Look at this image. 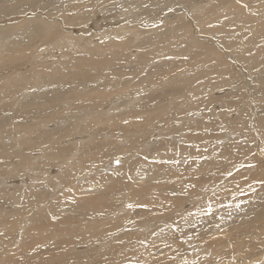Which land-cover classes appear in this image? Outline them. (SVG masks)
<instances>
[{"label": "rangeland", "instance_id": "374dc122", "mask_svg": "<svg viewBox=\"0 0 264 264\" xmlns=\"http://www.w3.org/2000/svg\"><path fill=\"white\" fill-rule=\"evenodd\" d=\"M70 1L72 5L74 3V8L67 7ZM139 1L142 0H58L57 8L61 4L64 5L61 6L64 9L55 12H60V20L47 18L50 22L56 21L53 23L57 32L54 34L53 43L60 41L58 34L61 28L59 25L65 24V21L66 24L92 22L93 26H97L96 21L102 17L100 15H104V11L106 13V10L112 7L117 15L122 16L123 13H132L135 9L134 7L129 8L132 5L130 3ZM197 2L204 8L198 9ZM38 3L45 4L47 0H40ZM79 3L83 4L79 6ZM176 3L178 4L177 0L172 1V4ZM178 6L183 9V12L173 14L163 11L162 13L167 16L160 17L155 26L157 29L149 33H140V28L133 33L130 32L133 30L130 28L132 30H129L124 37L120 33H118L120 37L117 35L116 37H103L102 32H105L109 26L105 30L104 28L99 29L98 27H102L100 25L95 30V34L99 33L97 35L93 34L94 29L89 34L88 32L82 33L84 37L86 35L87 37H82L84 40L82 39L79 43L81 45L73 46L71 49L73 51L67 50L62 44V48L59 46L57 49L49 50V46L46 50H39L40 56L45 57L44 59L28 61L32 57L27 50V55L19 54L18 61L10 63L7 60L0 61L2 70L11 67L0 71V94L3 95V91L7 94L8 86L11 88L15 85L17 89H14L15 93L20 90L19 94L12 98L13 92L10 96L7 94L9 97L6 99H0V122H6L5 127L3 123H0L3 126L0 127V144L9 147L14 145L15 149H12L14 153L20 148L18 154H12L11 158L5 159L7 161L9 159V163L7 161V163L2 161L4 164L0 163L2 165L0 166L2 167L0 169V264H264V157H261V152H264V0H187L185 3L179 2ZM46 10H42L43 15H46ZM35 13L38 14V12ZM89 13L90 16H88ZM96 14L98 18H93ZM27 16L28 18L35 17V14ZM138 18L127 14L126 20L133 23L130 25L127 23V26L141 27L140 24L136 25ZM145 26L142 25L141 29H151L150 26H146L147 28ZM111 29H108L106 33L111 32ZM82 34L76 32L72 35L69 33L68 36L74 39V37L81 38ZM20 35L19 41L24 39L19 45L22 48L29 39L27 35L25 38V35ZM117 37L122 41L128 38L127 49H117L118 47L114 44ZM145 43H147L146 49H143ZM148 43H153V45L148 47ZM111 44H114L117 51L114 47L111 48L113 46ZM95 45L97 47H94ZM105 45L110 46L111 49L107 50ZM47 49L49 53L44 52ZM145 51H147L146 54ZM77 57L80 59L83 57L81 60L84 61L78 60ZM117 57L119 61L116 60ZM108 59L111 60L110 64L107 63ZM20 60L23 61L19 63ZM62 60H68L66 63L71 60L72 62L66 64ZM113 61L114 63L111 64ZM235 62L238 64L236 63L237 67L234 68L233 63ZM13 63L18 64L13 67ZM107 65L110 66L109 69ZM45 68L48 69L46 72L49 74L46 73L44 78L41 76L42 79L39 74H43ZM141 73L144 75H140ZM165 73L168 74L163 75ZM141 76H143L142 79H140ZM254 76L259 79L256 80ZM31 78L41 79L44 84L39 80L38 88H35V91L31 89L29 96H34L35 99H31L33 102L26 106L24 102L28 90L23 91L22 88L30 82H32L31 86L36 83ZM72 81L78 84L74 82L72 84ZM22 82L25 83L22 84ZM55 82H59L57 83L59 88L54 86ZM18 85L22 88H18ZM62 87L64 88L61 89ZM251 99L254 100V104H251ZM10 100H15V104L11 106L13 107L12 112L9 109ZM200 126L206 129L205 132L196 130L202 129ZM152 130L159 135L149 137L148 135L153 133ZM99 131L102 134L95 135ZM3 133L9 134L6 136ZM66 133L69 134L66 135ZM72 133L73 137H71ZM62 134H65L66 138H63ZM167 134L172 136L169 141L172 145L165 141ZM191 135L198 136L199 139L191 140ZM146 144L151 149L141 156L140 151ZM72 145L75 146L74 149ZM207 145L209 151L206 150ZM65 147L68 148L65 150ZM59 148H62V151ZM79 148H81V151L79 150L81 155L77 152ZM55 149L58 153L54 155ZM163 149L169 156L162 153ZM25 150L28 152L26 153ZM227 152L232 154H226ZM67 153L71 155L68 156ZM179 153L182 155H177ZM201 153L207 154L202 166L204 168L201 174L202 180H197L199 177L196 175L197 179L194 183L198 184L190 190L186 189L187 193L181 195V201L174 202L173 205L161 202L160 209L158 206L154 207L159 210H155L157 213L153 216L148 214L150 211L145 198L157 194L155 187L151 188L149 185L162 180L150 176L151 173L142 175L140 178V184H143L140 187H150L145 195L141 193L144 188L140 189V199H138L139 193L136 195L137 191L134 190L138 187L136 182L139 180L136 178L140 177L135 172V168L132 170L131 178L124 176L126 184L123 187L125 189L121 188L124 189V193L119 192L120 188L111 186L115 190H113L115 192L113 196L116 195V201L113 202L115 200L112 199L113 196L109 200L115 206L112 207L111 204L112 206L106 210L101 201L107 204L108 199L103 201L105 200L103 196H94L97 192L89 193L86 190L87 188L90 190L96 180L100 183L102 177L112 176L113 171L109 168L104 171L100 167L106 161L105 164L108 166L109 159L117 154L128 155L127 157L117 156L118 160H121L120 164L125 160L138 168L141 163L150 167L182 166L184 171L187 168L190 172L191 164L198 163L197 160ZM16 154L15 158L13 155ZM65 155L68 158H65ZM60 156H64L65 159L62 157V160ZM218 157L219 160H217ZM60 160L64 163L60 164ZM39 162L42 163L37 165ZM72 162L75 164L72 166L77 168L75 173L68 168ZM212 162L216 163L214 167H212ZM111 163H114L113 160ZM32 164L37 167L27 173L33 176V181L30 180L29 183L22 185L14 184L15 186L9 185L10 181L2 182V178L7 180L12 177H22L21 175L25 173V170L23 171L25 165L28 169L30 165L33 166ZM4 166L8 168L15 166V168L13 171H10L11 169L8 171V168ZM111 166L114 167V165ZM96 168L98 169L95 170ZM36 169H43L47 174V176L45 174L46 178L41 180L42 178L38 175L42 172ZM125 170L122 168L119 175ZM215 173L217 175L221 173L223 176H217ZM180 177L178 176V179ZM86 180L95 182L91 181L86 185ZM112 180L106 179L102 183L104 186L105 184L110 185ZM163 182L177 189L173 178L163 180ZM9 186L15 189H10ZM25 186L28 188L26 189ZM29 186L33 194L28 192ZM161 187L167 189L165 185ZM204 187H206L204 190L199 189ZM83 189L87 192L82 193ZM157 189L161 194L163 189L159 186ZM16 191L17 193H14ZM6 197L11 199L8 200L9 198ZM129 198L133 201L130 202L131 206L123 209L126 205L124 203L128 202ZM89 202H95L91 209L87 208ZM51 204H53V209L52 207L47 208L38 213V210L51 206ZM177 209L180 210L177 211ZM123 212L125 214L121 216ZM182 219L186 222L184 223ZM114 220L118 224L116 227ZM106 221L112 222L113 227L107 225ZM146 223L151 225L146 227L148 225ZM35 225L37 227H34ZM219 236L221 237L219 241L224 244L222 249L220 243L215 244L212 241L213 238Z\"/></svg>", "mask_w": 264, "mask_h": 264}, {"label": "bare ground", "instance_id": "6f19581e", "mask_svg": "<svg viewBox=\"0 0 264 264\" xmlns=\"http://www.w3.org/2000/svg\"><path fill=\"white\" fill-rule=\"evenodd\" d=\"M38 1H40V0H0V59H3V60H0L1 62L2 61H6L7 60V62L8 63H10V62H15V61H18L19 60V54H23V55H27V52H28V54L32 57L31 59H26V60H28V61H30V60H36V59H44L45 57H43V56H40L41 55V53L40 52H38L39 50H43V49H45L46 50V48L48 47L49 48V46H50V48H49V50L51 49V50H54V49H57V48H59V46L61 47V46H63L62 44H64L65 46L64 47H66L67 48V50H71V49H73V46L75 47V46H80L79 45V43H81V40L83 39L82 37H84V35L82 34V33H84V32H88V34L90 33V31H92V29H94V32H93V34H95V30L97 29V27L98 26H100V25H102V27H98L99 29L100 28H106L107 26H109V28H107V30L108 29H111V28H113V30L111 29V32H107L106 33V31L104 32H102V33H104V34H102V36L103 37H110V36H113V37H116V35L117 36H119L120 37V34H122L121 36L122 37H124V36H126L125 34H127V33H129V30H132V31H130V32H133V31H136V30H139L138 28H140V33H149L150 31H152V30H156L157 28H155V26H156V24H158V21L160 20V17H162V16H167V14H163L162 12L164 11L165 13H170V12H172L173 14H177V13H180L183 9H181V8H179L180 6H178L179 5V2H183V3H185L187 0H177L178 1V4L176 3V4H172V1L173 0H161V1H156V0H142V1H139V2H133V3H130V4H132V5H130L129 6V8H132V7H134L135 9H133L132 10V13L131 12H128L127 14L129 15V14H131V15H134V16H136V18H138V17H140V18H138V21L136 22L137 24L136 25H139L140 24V26L142 27V25L144 26V25H146V26H150L149 28H151V29H146V30H142L141 29V27H129V26H127V23H129V21H127L126 20V18H127V14L126 13H123V15L122 16H120V15H117L116 14V12H114V10L112 9V7H111V9H109V10H106V13H105V11H104V15H100V16H102L100 19H99V21H96V23L98 22V24H97V26H93V24H91L92 22H87V24L85 23V24H75L74 22L71 24H66V21H65V24L63 23V24H61V25H59V27L61 28L60 29V33L58 34V37L60 38V41L57 43H53V41H54V34L55 33H57L56 32V29L53 27V23H55L54 21L52 22H50V21H48L47 20V18L48 19H59L60 20V16H59V14H60V12H58V13H55V12H57V10L59 11L60 9H64V7H62L61 8V6H64V5H62L61 4V6L59 5V7L57 8L56 7V5H57V2H58V0L56 1V0H47V3H45V4H39L38 3ZM41 1H43V0H41ZM105 1V0H104ZM136 1V0H135ZM194 1V0H193ZM196 1H203V0H196ZM61 2V1H60ZM103 2V1H102ZM114 2V1H113ZM116 2V1H115ZM119 2H121V1H119ZM154 2V3H153ZM83 3H84V1H83ZM82 3V4H83ZM59 4V3H58ZM80 4L81 3H79L78 5L80 6ZM81 4V5H82ZM87 4H88V2H87ZM114 4V3H113ZM198 2L196 3V7L198 8V9H202V8H204V7H202L200 4H198ZM78 5H76V6H78ZM116 5V4H115ZM200 5V6H199ZM49 6V7H48ZM66 6V5H65ZM113 6V5H112ZM122 6V5H121ZM127 6V5H126ZM47 7V8H46ZM67 7H69V8H74V3H73V5H72V3H71V1H70V4L67 6ZM116 7V6H115ZM128 7V6H127ZM75 8H78V7H75ZM122 8V7H121ZM121 8H119V9H121ZM46 9H48V10H46ZM68 9V8H67ZM79 9V8H78ZM115 9V8H114ZM42 10H46L45 11V13H46V15H43V13L42 12H44V11H42ZM74 10H76V9H74ZM130 10V9H129ZM35 12H38V14H36ZM71 12V11H70ZM95 12V11H94ZM108 12V13H107ZM118 12H120V11H118ZM183 12V11H182ZM44 13V14H45ZM84 13V12H83ZM34 15L35 14V17H30V18H28V16L27 15ZM82 14V13H81ZM99 14V13H98ZM98 14H96L95 16L93 15V18H95V17H97L98 16ZM145 14H147L146 15V17H145ZM172 14V15H173ZM88 15V14H87ZM22 16H26V17H22ZM77 16V15H76ZM86 16V15H85ZM88 16H90V13H89V15ZM92 16V15H91ZM170 16V15H169ZM57 17V18H56ZM133 17V16H132ZM91 17H89V19H90ZM98 18V17H97ZM42 19H44V20H42ZM140 19V20H139ZM167 19V18H166ZM165 19V20H166ZM169 19V18H168ZM47 20V21H46ZM62 20V19H61ZM63 21H64V19H63ZM62 21V22H63ZM77 21V20H76ZM91 21V20H90ZM168 22V21H167ZM4 23V24H3ZM57 24V23H56ZM89 24H90V26H89ZM130 24H133V23H129V25ZM135 24V23H134ZM118 25H119V27H118ZM18 26H19V28H18ZM117 27V28H116ZM57 28H58V26H57ZM65 28V29H64ZM130 28H132V29H130ZM48 30V31H47ZM59 30V29H58ZM50 31V32H49ZM66 31V34H64V32ZM98 31V30H97ZM110 31V30H109ZM169 31V30H168ZM76 32H78V33H80V34H82L81 35V38L80 37H78V38H76V37H74V39H71V38H69L70 36H68V34L69 33H71V35L72 34H75ZM101 33V32H100ZM118 33H120V34H118ZM134 33V32H133ZM20 34H22V35H25L24 36V38L26 37V35L28 36V39L29 40H27L28 42L22 47V48H20V43L21 42H23L24 41V39L23 40H21V41H19V39L21 38L20 36ZM97 34H99V33H97ZM97 34H95V35H97ZM109 34V36H106V35H108ZM77 35V34H76ZM91 35V34H90ZM115 35V36H114ZM150 35V34H149ZM57 36V35H56ZM75 36V35H74ZM77 36H79V35H77ZM131 37L132 36H135V35H130ZM86 37H87V35H86ZM86 37H84V38H86ZM128 37V36H127ZM94 38V37H93ZM128 38H130V37H128ZM128 38H126V40H120L118 37H117V39H116V41H115V45H116V47H118L117 49H119V48H121V49H127L128 48ZM162 38V37H161ZM198 38H200V37H198ZM207 38H211V37H208L207 36ZM58 39V38H57ZM95 39H97L96 37H95ZM109 39V38H108ZM125 39V38H124ZM156 39H158V38H156ZM155 39V40H156ZM204 39H206V38H204ZM212 39V38H211ZM210 39V40H211ZM84 40V39H83ZM89 40H90V38H89ZM132 40H134V39H132ZM155 40H153V41H155ZM18 41V42H17ZM86 41V40H85ZM92 41V40H91ZM160 41V40H159ZM202 41H203V39H202ZM211 41H213V40H211ZM215 41V40H214ZM67 42H68V46H67ZM157 42V41H156ZM217 42V41H216ZM7 43V44H6ZM6 44V45H5ZM16 44V45H15ZM23 44V43H22ZM22 44H21V46H22ZM106 44V43H105ZM110 44V43H109ZM108 44V45H109ZM114 44H111V45H113V46H111V48H113L114 47V49L116 48L115 46H114ZM146 44L147 43H145V48H143V49H146ZM149 44V43H148ZM3 45H5V47L2 49V47H3ZM18 45V46H17ZM98 45V44H97ZM107 45V44H106ZM105 45V46H106ZM151 45H153V43H151V44H149L148 45V47L149 46H151ZM99 46V45H98ZM133 46V45H132ZM140 46H142V45H140ZM143 46V47H144ZM154 46H155V44H154ZM169 46V45H168ZM63 47V48H64ZM72 47V48H71ZM89 47V46H88ZM94 47H97L96 45L94 46ZM107 47V50H108V48L109 49H111L110 48V46H106ZM106 47H105V49H106ZM62 48V47H61ZM92 48V47H91ZM90 48V51L92 50ZM132 48V47H131ZM167 48V47H166ZM165 48V49H166ZM84 49H85V46H84ZM94 49V48H93ZM117 49H115L116 51H117ZM120 49V50H121ZM151 49V48H150ZM13 50H15V52H13ZM28 50V51H27ZM59 50V49H58ZM57 50V51H58ZM62 50V49H61ZM87 50V49H86ZM85 50V53L87 52ZM95 50V49H94ZM226 50V49H225ZM27 51V52H26ZM71 51H73V50H71ZM81 51V50H80ZM111 50H109V52H110ZM112 51H113V49H112ZM111 51V52H112ZM115 51V52H116ZM148 51V50H147ZM147 51H145V54H146V52ZM164 51H166V50H164ZM44 52H48V49H47V51H44ZM59 52H60V50H59ZM69 52V51H68ZM95 52V51H94ZM115 52H114V55H115ZM118 52H121V51H119L118 50ZM124 52H125V50H124ZM149 52H150V50H149ZM222 52V51H221ZM49 53V52H48ZM61 53H63V52H61ZM82 53H84V52H82ZM96 53V52H95ZM113 53V52H112ZM122 53V52H121ZM120 53V54H121ZM225 53V52H224ZM97 54V53H96ZM119 54V55H120ZM223 54V53H222ZM45 55V54H44ZM49 55V54H48ZM47 55V56H48ZM55 55V54H54ZM64 55V54H63ZM89 55V54H88ZM140 55H141V53H140ZM143 55V54H142ZM226 55V54H225ZM57 56V55H56ZM116 56H117V54H116ZM120 56H122V54L120 55ZM134 56V55H133ZM223 56V58H224V55H222ZM70 57V56H69ZM80 57V56H79ZM84 57V56H83ZM82 57V58H83ZM137 57V56H136ZM186 57H189V56H186ZM50 58V57H49ZM78 58V57H77ZM81 58V59H82ZM85 58V57H84ZM111 58H113V57H111ZM115 58V57H114ZM21 59V58H20ZM70 59V58H69ZM80 58H78V60H79ZM80 59V60H81ZM118 59V57L116 58V60ZM232 59V58H231ZM92 60V59H91ZM98 60V59H97ZM106 60V59H105ZM115 60V59H114ZM115 60V61H116ZM120 59H118V61H119ZM221 60V59H220ZM219 60V61H220ZM223 60V59H222ZM21 61H23V60H20L19 61V63L21 62ZM63 61V60H62ZM68 61V60H67ZM67 61H63L64 63H66ZM81 61H84V60H81ZM111 61V60H110ZM110 61H109V59H108V62L107 61H105V63L107 62L108 64H110ZM177 61V60H176ZM70 62V61H69ZM68 62V63H69ZM71 62H72V60H71ZM71 62H70V64H71ZM233 62H234V60H233ZM29 64H30V62H28ZM63 63V64H64ZM68 63H66V64H68ZM76 63H77V60H76ZM104 63V64H105ZM106 63V64H107ZM112 63H114V61L113 62H111V64ZM150 63V62H149ZM237 62H235V63H233V67L235 68V67H237V64H236ZM5 64H7V63H5ZM14 64V63H13ZM12 64V65H13ZM16 64H18V63H16ZM16 64H14L13 65V67L14 66H16ZM22 64V63H21ZM52 64V63H51ZM79 64V63H78ZM90 64V63H89ZM234 64H236L235 66H234ZM24 65V64H23ZM28 65V64H27ZM82 65H83V63H82ZM82 65H81V67H82ZM240 65V64H239ZM18 66V65H17ZM29 66V65H28ZM44 66V65H43ZM145 66V65H144ZM178 66V65H177ZM3 67V66H2ZM25 67V66H24ZM61 67V66H60ZM59 67V68H60ZM64 67V66H63ZM85 67V66H84ZM107 67H108V65H107ZM110 67V66H109ZM109 67H108V69H109ZM8 68V67H7ZM7 68H5V69H7ZM11 68V67H10ZM10 68H8V69H10ZM19 68H22V67H19ZM47 68V67H46ZM45 68V69H46ZM56 69H58V67H55ZM65 68H69V67H65ZM65 68H63V69H65ZM89 68V67H88ZM145 68V67H144ZM242 68V67H241ZM5 69H3V70H5ZM17 69H18V67H17ZM130 69V68H129ZM154 69V68H153ZM2 70V68H0V71H3ZM21 70V69H20ZM24 70H26V69H24ZM48 69H46V70H44V73L43 74H39L40 75V77L42 76H44V75H46V71H47ZM59 70H61V69H59ZM58 70V71H59ZM89 70V69H88ZM237 70H240V69H237ZM242 70V69H241ZM8 71V70H7ZM130 71V70H129ZM153 71V70H152ZM244 71V70H243ZM6 72V71H5ZM14 71H12V73H13ZM29 72V71H28ZM27 72V73H28ZM39 72V71H38ZM62 72V71H61ZM91 72V71H90ZM169 72V71H168ZM242 72V71H241ZM7 73V72H6ZM5 73V74H6ZM25 73H26V71H25ZM58 73V72H57ZM143 73V72H142ZM140 74V75H144V74ZM161 73V72H160ZM239 73H240V71H239ZM9 74V73H8ZM15 74V73H14ZM49 74V72L47 73V75ZM158 74V73H157ZM166 74H168V73H165V74H163V75H166ZM253 74V73H252ZM1 75V74H0ZM21 75V74H20ZM27 75V74H26ZM58 75H59V73H58ZM15 76V75H14ZM25 76V75H24ZM29 76V75H28ZM60 76V75H59ZM76 77V75H73V77ZM78 76V75H77ZM114 76V75H113ZM258 76V75H257ZM8 77V76H7ZM18 77H21V76H18ZM41 77V78H42ZM45 77V76H44ZM43 77V78H44ZM115 77V76H114ZM142 77L143 76H141L140 77V79H142ZM146 77V76H145ZM161 77V76H160ZM164 77V76H163ZM252 77V76H251ZM254 77H256V76H254ZM253 77V78H254ZM32 78H33V75H32ZM31 78V79H32ZM42 78V79H43ZM59 78V77H58ZM261 78V77H260ZM264 78V77H263ZM16 79V78H15ZM14 79V80H15ZM28 79H30V78H28ZM38 79V78H37ZM46 79V78H45ZM74 79V78H73ZM75 79H77V78H75ZM259 78L258 77H256V80H258ZM17 80H18V78H17ZM33 80V79H32ZM39 80H41V79H39ZM39 80H33L34 82H36L35 84H33L32 86H31V84H32V82H30V83H28V84H25V86L26 87H24V88H22V86L21 87H19L20 85H22V84H24L25 82H22V84H20V85H18L17 87L18 88H22V90L24 91V90H28V92H27V94L25 95V99H26V101L24 102V104L27 106V105H30L33 101V99H35V97L34 96H29V93H31V89H34V91H35V88H38L37 86L39 85ZM54 80V79H53ZM87 80V79H86ZM102 80V79H101ZM31 81V80H30ZM38 81V82H37ZM41 81H43V80H41ZM48 81V80H47ZM46 81V82H47ZM50 81V80H49ZM48 81V82H49ZM74 81H76V80H74ZM74 81H72V84H73V82ZM246 81V83H249V81L248 80H245ZM264 81V80H263ZM14 82V81H13ZM33 82V83H34ZM45 82V83H46ZM80 82V81H79ZM120 82V81H119ZM257 82V81H256ZM259 82V81H258ZM51 83V82H50ZM56 83V82H55ZM58 84H59V82H57ZM57 83H56V85L54 84V83H52V84H54V86H56V87H58L59 88V86H57ZM75 83V82H74ZM81 83V82H80ZM109 83V82H108ZM108 83H106V84H108ZM148 83V82H147ZM259 83H261V82H259ZM43 84H44V81H43ZM43 84H42V86H43ZM48 84V83H47ZM63 84V83H62ZM76 84V83H75ZM78 84V83H77ZM76 84V85H77ZM142 84V83H141ZM154 84V83H153ZM262 84V83H261ZM41 86V85H40ZM64 86V85H63ZM71 86V85H70ZM75 86V85H74ZM7 87V86H6ZM5 87V88H6ZM10 86H8V88H6V91H7V94L10 96L11 95V93L13 92V94H12V96H11V98L12 97H14L15 95H17V94H19V92H20V90L17 92L16 91V93L14 92L15 90H17V89H15V85L14 86H12V87H14V88H9ZM52 87V86H51ZM56 87H53V88H56ZM65 87V86H64ZM64 87H62L61 89H63ZM67 87V86H66ZM65 87V88H66ZM57 88V89H58ZM72 88V87H71ZM15 89V90H14ZM69 89V88H68ZM4 90V89H3ZM21 90V91H22ZM22 91V92H23ZM60 91V90H59ZM67 91V90H66ZM72 91V90H71ZM1 92V91H0ZM4 92V91H3ZM2 92V94L4 95H1L0 94V99H2V98H5L6 99V97H9L7 94H6V92H4L3 93ZM21 92V93H22ZM99 92V91H98ZM73 93V92H72ZM43 94V93H42ZM60 94H61V92H60ZM64 94V93H63ZM100 94V93H99ZM96 95H97V93H96ZM102 95V94H101ZM100 95V96H101ZM40 96V95H39ZM43 96V95H42ZM99 96V97H100ZM232 96H234V95H232ZM28 97V98H27ZM51 97V96H50ZM49 97V98H50ZM55 96H53V98H54ZM58 97V96H57ZM102 97H104L103 95H102ZM162 97V96H161ZM160 97V98H161ZM101 98V97H100ZM106 98V97H105ZM32 99V100H31ZM52 99V98H51ZM55 99V98H54ZM59 99H61V98H59ZM229 99H231V98H229ZM36 100H37V97H36ZM94 100V99H93ZM96 100V99H95ZM2 101V100H1ZM31 101V102H30ZM56 101V100H55ZM151 101V100H150ZM153 101V100H152ZM155 101H156V99H155ZM93 102V101H92ZM10 107H9V109L11 110V112L13 111V107H11L12 106V104H15V100H10ZM94 103V102H93ZM40 104V103H39ZM247 104H248V101H247ZM251 104H254V100L253 99H251ZM52 105V104H51ZM34 107H36V106H34ZM40 107H42V106H40ZM1 108V107H0ZM8 108V107H7ZM24 109V108H23ZM37 109V108H36ZM35 109V110H36ZM40 109V108H39ZM38 109V110H39ZM42 109V108H41ZM6 110H8V109H6ZM21 110H22V108H21ZM232 110H233V108H232ZM14 111H16V110H14ZM20 111V110H19ZM26 111V110H25ZM43 111V110H42ZM229 111V110H228ZM3 112V111H2ZM10 112V113H11ZM30 112V111H29ZM37 112H40V111H37ZM44 112V111H43ZM230 112V111H229ZM16 113V112H15ZM232 113V112H231ZM45 114V113H44ZM49 114V113H48ZM59 118V117H58ZM4 119H6V118H4ZM3 119V120H4ZM16 119V118H15ZM49 119H51V118H49ZM7 120V119H6ZM6 120H4V121H6ZM57 120V119H56ZM186 120V119H185ZM53 121V120H52ZM235 121V120H234ZM188 122H190V121H188ZM188 122H187V124H188ZM0 123H3V125L6 123V122H0ZM256 123V122H255ZM95 124V123H94ZM210 124V123H209ZM17 125V124H16ZM69 126L68 127H70V124H68ZM72 125H73V122H72ZM190 125V124H189ZM18 126V125H17ZM0 127H3V126H1L0 125ZM4 127H5V125H4ZM13 127H15V126H13ZM37 127V126H36ZM67 127V126H66ZM68 127H67V129H68ZM84 127V126H83ZM201 127V126H200ZM11 128V127H10ZM73 128V127H72ZM92 128V127H91ZM192 129H193V127H191ZM202 129H196V130H206V129H204L203 127H201ZM32 129V128H31ZM36 129V128H35ZM66 129V128H65ZM70 129H71V127H70ZM87 129V128H86ZM241 129V128H240ZM1 130V129H0ZM4 130V129H3ZM2 130V131H3ZM41 130H43V129H41ZM83 130V129H82ZM92 130V129H91ZM90 130V131H91ZM195 130V129H194ZM239 130V129H238ZM8 131V130H7ZM37 131V130H36ZM38 131H40V130H38ZM65 131V130H64ZM71 131H72V129H71ZM77 131H79V130H77ZM81 131V130H80ZM85 131V130H84ZM84 131H82L83 133H84ZM93 131V130H92ZM153 131V130H152ZM219 131V130H218ZM51 132V131H50ZM63 132V131H62ZM69 132V131H68ZM82 132H80V133H82ZM85 132H87V131H85ZM97 132V131H96ZM151 132V131H150ZM197 132H199V131H197ZM205 132V131H204ZM214 132V131H213ZM75 133V132H74ZM78 133V132H77ZM79 133V134H80ZM90 133V132H89ZM92 133V132H91ZM90 133V134H91ZM95 133V132H94ZM241 133V132H240ZM4 134V133H3ZM9 133H7V135H8ZM41 134V133H40ZM40 134H38V135H40ZM45 133H43V135H44ZM50 134V133H49ZM61 134V133H60ZM69 134V133H68ZM67 133H66V135H68ZM93 134V133H92ZM96 134H98V136L99 135H101L102 133H101V131H99V133H95V135ZM151 134V135H150ZM148 136L149 137H151V136H154V135H159L156 131H153V133H150ZM170 134V133H169ZM213 134V133H212ZM4 135H6V134H4ZM6 135V136H7ZM71 135V134H70ZM70 135L68 136V137H70ZM73 133H72V135H71V137H73ZM76 135V134H75ZM82 135V134H81ZM86 135V134H85ZM202 135H203V133H202ZM31 136V135H30ZM41 136V135H40ZM44 136H46V135H44ZM43 136V137H44ZM62 136H63V138H66V137H64L65 136V134H62ZM94 136V135H93ZM148 136L146 137V138H148ZM77 138H78V136H76ZM162 137V136H161ZM3 138V137H2ZM1 138V139H2ZM24 138V137H23ZM41 138V137H40ZM49 138V137H48ZM58 138V137H57ZM63 138H61V140L63 141ZM94 138V137H93ZM96 138V137H95ZM160 138V137H159ZM162 138H164V137H162ZM172 138V136H169L168 134H167V136H166V143L168 142V144H171L169 141H170V139ZM192 138V139H191ZM191 138H189V140L191 139V140H198L199 139V137L198 136H193V135H191ZM150 139V138H149ZM10 140V139H9ZM12 140H14V139H12ZM42 140V142H43V139H41ZM54 140V139H53ZM52 140V141H53ZM57 140V139H56ZM56 140H54V141H56ZM65 140V139H64ZM97 140V139H96ZM156 140H158V138H156ZM161 140V139H160ZM164 140V139H163ZM7 141V140H6ZM49 141V140H48ZM47 141V142H48ZM152 141V140H151ZM155 141V140H154ZM10 142V141H9ZM17 142V141H16ZM47 142H45V143H47ZM92 142V141H91ZM91 142H88V143H90L91 144ZM96 142V141H95ZM132 141H130V143H131ZM148 142H150V141H148ZM147 142V143H148ZM11 143H12V141H11ZM30 143V142H29ZM44 143V142H43ZM53 143H55V142H53ZM85 143V142H84ZM87 143V142H86ZM154 143V142H153ZM159 143V142H158ZM242 143V142H241ZM4 144V143H3ZM6 144V143H5ZM18 144H19V142H18ZM60 144V143H59ZM209 144V143H208ZM235 144V143H234ZM261 144V143H260ZM1 145V144H0ZM29 145V144H28ZM27 145V146H28ZM35 145V144H34ZM37 145V144H36ZM52 145V144H51ZM50 145V146H51ZM55 145V144H54ZM86 145H89V144H86ZM155 145V144H154ZM172 145V144H171ZM188 145V144H187ZM210 145V144H209ZM233 145V144H232ZM237 145H238V143H237ZM14 145H11L10 147L9 146H5V145H1V147H0V163H2V161H7V160H5L6 158H8V157H10L11 158V155L12 154H15V153H17L18 154V150L20 149H17V152H16V150H15V153H14V150H12V149H15L14 147H13ZM38 147H41V146H39V145H37ZM36 146V147H37ZM45 146V145H44ZM69 146H70V144H69ZM156 146V145H155ZM18 147V146H17ZM20 147V146H19ZM32 148H34L35 149V147L34 146H31ZM73 147H75V146H73L72 145V148ZM89 147H91V146H89ZM97 147H100V145L98 146L97 145ZM148 147V148H147ZM186 147V146H185ZM233 147V146H232ZM235 147V146H234ZM27 148V147H26ZM44 148V147H43ZM51 148V147H50ZM56 148V147H55ZM68 148V147H67ZM66 147H65V150L67 149ZM70 148V147H69ZM72 148H70V150L72 151ZM77 148V147H76ZM92 148H93V145H92ZM144 149L143 150H141L140 151V153H141V156H142V154L144 153V152H147L149 149H151L150 148V146H148L147 144L146 145H144V147H143ZM153 148V147H152ZM204 148H205V145H204ZM231 148V147H230ZM247 148V147H246ZM29 149H31V148H29ZM29 149H27V150H29ZM34 149H32V150H34ZM38 149V148H37ZM49 149V148H48ZM60 149V148H59ZM64 149V148H63ZM74 149V148H73ZM81 148H79L78 149V153L80 154L81 152V150H80ZM96 149V148H95ZM50 150V149H49ZM53 150V149H52ZM56 150V149H55ZM80 150V151H79ZM105 150V149H104ZM123 151H124V149H122ZM206 150H208L209 151V148H208V145H207V149ZM231 150V149H230ZM21 151V150H20ZM31 151V150H30ZM29 151V152H30ZM59 151V150H58ZM60 151H62V148L60 149ZM59 151V152H60ZM232 151V150H231ZM261 151V150H260ZM263 151V150H262ZM22 152V151H21ZM21 152H19V153H21ZM25 152H26V150H25ZM28 152V151H27ZM26 152V153H27ZM57 152V150L54 152V155H55V153ZM67 152V151H66ZM100 152H102V151H100ZM132 152H133V150H132ZM248 152V151H247ZM32 153H34V152H32ZM58 153V152H57ZM64 153V152H63ZM139 153V154H140ZM162 153L163 154H165L166 156H169V154L167 153V151L165 150V149H163L162 150ZM229 153V155H231L232 153H230V152H227L226 154H228ZM251 153V152H250ZM17 154L16 155H13V156H15V158H16V156H17ZM36 154V153H35ZM46 154V153H45ZM44 154V155H45ZM60 154H62V153H60ZM59 154V155H60ZM68 154V153H67ZM82 154V153H81ZM80 154V155H81ZM90 155H92L91 153H89ZM113 154V153H112ZM127 154V153H126ZM126 154H120V155H118L117 154V156H120V157H127L128 155H126ZM241 154V153H240ZM31 155V154H30ZM43 155V154H42ZM69 155H71L70 153L68 154V156ZM79 155V156H80ZM86 154H84V156H85ZM111 155V154H110ZM114 155V154H113ZM137 155V154H136ZM177 155H179V156H181L182 154H177ZM205 155H207V154H205ZM205 155H203V153H201L200 155H199V157H198V163H193V164H191L192 165V169L190 170V172L187 170V168H186V170L184 171L183 170V167L182 166H180V167H176V166H170V165H165V166H160V167H150L149 165H146V164H140V167L138 168L137 166L135 167L134 165H132L131 163H130V161H125V160H123L122 161V163L120 164V162H121V160H119L117 163H111V161L113 160L114 161V159L115 158H117V156L115 157V156H112L111 157V159H109V162H110V164H109V162H108V166H106V162L104 163V164H102V166L100 167V169H103L104 171L105 170H108V168L111 170V171H113V172H111L112 174V176H110V177H102L103 179H102V182L104 181V180H106V179H113L112 180V184H110V185H106L105 184V186L103 185V183L102 182H100V183H98L97 182V180H96V182L95 181H93V180H86V185H88L91 181H93V182H95V185H91V189H92V191H90V190H88V188H87V186H86V188L85 187H83V188H85L89 193L90 192H97L96 194H94V196H103L104 197V199L105 200H103V201H106V199H108L107 200V204L105 203V202H102L101 201V204H102V206H103V203H104V206H105V210L107 209V208H109V206L111 207L113 204L112 203H110V198H112L111 196H113V194L115 193L114 191V188H112V187H116V188H120L119 189V192H122L124 189H125V187H123L125 184H126V181H125V178H124V176L126 177V178H131V174H132V170H133V168H135L136 169V171L135 172H137V175L139 176L140 175V177H137L136 179H138L139 181L138 182H136V184L138 185V187H137V189H135L134 188V190L135 191H137L136 192V195L138 194V199H140V189L143 187L144 188V190H142L141 191V193H143V195H145V194H147V192H148V189L151 187L152 188V186H154L155 187V191L157 190V194H155V195H149L147 198H145V200L148 202V209H149V213L148 214H150V215H155L157 212L155 211V210H159L160 209V207H161V202H167L168 204H174V202H178L182 197H181V195H183V194H186L187 193V190H190V189H192V188H194L195 187V185H197L198 183H194V180H196L197 179V177H196V175L199 177V179H197V180H202V176H201V174L203 173V170H204V168H202V166H203V163L205 162ZM238 155V154H237ZM241 155H243V153L241 154ZM245 155V154H244ZM249 155H251V154H249ZM248 155V156H249ZM13 156H12V158H13ZM66 157L65 158H68L67 157V155H65ZM83 156V157H84ZM131 156V155H130ZM150 156V155H149ZM178 156V157H179ZM219 156V155H218ZM246 156V155H245ZM18 157H19V155H18ZM43 157V156H42ZM42 157H40V159L42 158ZM46 157H47V155H46ZM61 157V156H60ZM63 158H64V156H62ZM61 157V158H62ZM89 157V156H88ZM91 157V156H90ZM113 157H114V159H113ZM151 157V156H150ZM188 157V156H187ZM212 157H215V156H212ZM260 157V156H259ZM261 157L263 158L264 157V152H261ZM260 157V158H261ZM21 158V157H20ZM38 158V157H37ZM52 158V157H51ZM57 158H59V157H57ZM63 158H62V160H63ZM64 158V159H65ZM77 158V157H76ZM139 158V157H138ZM250 158V157H249ZM31 159V158H30ZM33 160H34V158H32ZM44 159V161H45V158H43ZM86 159H87V157H86ZM88 159H90V158H88ZM121 159V158H120ZM124 159V158H123ZM181 159V158H180ZM17 160V159H16ZM27 160H29V159H27ZM38 160V159H37ZM42 160V159H41ZM47 160H48V158H47ZM46 160V162L48 163V161ZM59 160V159H58ZM72 160V159H71ZM100 160V159H99ZM217 160H219V157L217 158ZM8 161H9V159H8ZM7 161V162H8ZM11 161V160H10ZM26 161V160H25ZM40 161V160H39ZM44 161H42V162H44ZM68 161H70V160H68ZM73 161V160H72ZM87 161V160H86ZM132 161V160H131ZM140 161V160H139ZM6 162V163H7ZM12 162V161H11ZM19 162V161H18ZM42 162H39V163H37V165H39L40 163H42ZM75 162V161H74ZM74 162H72V164H70L71 166H68V168L70 169V171H74V173H75V171L77 170V168H75L74 166H75V164H73ZM79 162V161H78ZM89 162V161H88ZM183 162H186V161H183ZM190 162V161H189ZM9 163V162H8ZM24 163V162H23ZM45 163V162H44ZM61 163H64V161L62 162L61 160H60V164ZM69 163H71V162H69ZM214 162H212V167H214V165L216 164V163H214ZM2 164H4V162L2 163ZM10 164H12V163H10ZM22 164V163H21ZM28 164V163H27ZM50 164H52V163H50ZM84 164V163H83ZM88 164V163H87ZM118 164H120L119 166H117ZM135 164V163H134ZM6 165V164H5ZM33 165V164H32ZM48 165V164H47ZM68 165V164H67ZM72 165H74V166H72ZM92 165V164H91ZM104 165H105V167H104ZM110 165V166H109ZM111 165H114V167H112ZM135 165H138V164H135ZM144 165V166H143ZM218 165V164H217ZM0 166H2V165H0ZM13 166V165H12ZM23 166V165H22ZM29 166V165H28ZM55 166V165H54ZM64 166V165H63ZM66 166V165H65ZM94 166V165H93ZM117 166V167H116ZM143 166V167H142ZM8 168V166H4V168ZM24 167V166H23ZM37 167V166H36ZM36 167H34V165L31 167V165L29 166V168L27 169L26 168V165H25V168L23 169V171L25 172L23 175H21L22 177H12V178H8L7 180H4L3 178H2V182H4V181H10L9 182V185H14V184H18V183H20L21 185L22 184H25V183H29V181L30 180H32L33 181V176L30 174V173H27L29 170H31L32 168H36ZM40 167V166H39ZM38 167V168H39ZM50 167V166H49ZM84 167V166H83ZM96 167V166H95ZM111 167V168H110ZM142 167V168H141ZM172 167H173V169H172ZM175 167V168H174ZM228 167V166H227ZM239 167V166H238ZM2 167H0V169H1ZM14 168H15V166H14ZM13 167L11 168H8V171L10 170V171H13V169H14ZM79 168V167H78ZM123 168V170H125V172H123L121 175H119L121 172H119L121 169ZM190 168V167H189ZM207 168V167H206ZM235 168H236V166H235ZM47 169V168H46ZM80 169V168H79ZM98 168H96L95 170H97ZM120 169V170H119ZM203 169V170H202ZM213 169V168H212ZM215 169H217V168H215ZM36 170H38V169H36ZM68 170V169H67ZM89 170V169H88ZM119 170V171H118ZM22 171V172H23ZM40 173H41V175H38V176H40V178H42L41 180H43V179H45L46 178V176H47V174H46V172H44L43 171V169H41V170H38ZM103 171V172H104ZM0 172H1V170H0ZM21 172V173H22ZM101 172V171H100ZM214 172H216V171H214ZM219 172V171H218ZM4 173V172H3ZM39 173V174H40ZM81 173H83V172H81ZM148 173H151L150 174V176H154L156 179H159V180H162L161 182L160 181H158L157 183L156 182H154L155 184H150L149 186L150 187H147V186H142V187H140V185H143V184H140V178H141V176L142 175H147ZM240 173V172H239ZM246 173V172H245ZM44 174V175H43ZM45 174H46V176H45ZM78 174V173H77ZM87 174V173H86ZM216 174V173H215ZM237 174V173H236ZM16 175V174H15ZM65 175V174H64ZM119 175V176H118ZM123 175V176H122ZM187 175H189V177H187ZM204 175V174H203ZM217 175V174H216ZM222 174L220 173V175L218 174L217 176H221ZM243 175V174H242ZM12 176V175H11ZM17 176V175H16ZM49 176V175H48ZM78 176V175H77ZM178 176H181L179 179H178ZM223 176V175H222ZM238 176V175H237ZM240 176V175H239ZM244 176V175H243ZM57 177V176H56ZM59 177H61V176H59ZM68 177V176H67ZM96 177V176H95ZM134 177H136V176H134ZM241 177V176H240ZM79 178H82V177H79ZM132 178H133V176H132ZM171 178H173V180H175L176 181V188L177 189H175V188H173V187H171V185H169V184H167V183H165L164 184V182H163V180H168V179H171ZM218 178V177H217ZM237 178V177H236ZM86 179H88V178H86ZM93 179V178H92ZM186 179H187V182H186ZM218 180V179H217ZM220 180V179H219ZM1 181V180H0ZM92 182V183H93ZM160 182V183H159ZM5 183V182H4ZM83 183V182H82ZM91 183V184H92ZM212 183V182H211ZM1 184V183H0ZM81 184V183H80ZM166 184H167V186H166ZM128 185V184H127ZM163 185H165V187H167V189L165 190L164 188H162L161 186H163ZM209 185H210V183H209ZM239 185V184H238ZM15 186V185H14ZM112 186V187H111ZM160 187V189H163L162 191H161V194L158 192V189H157V187ZM227 186V185H226ZM34 187V186H33ZM89 187V186H88ZM109 187V188H108ZM5 188V187H4ZM9 188L10 189H15L13 186L11 187V186H9ZM18 188V187H17ZM25 188L27 189L28 187H26L25 186ZM35 188H36V186H35ZM35 188H31L33 191L35 190ZM81 188V187H80ZM79 188V189H80ZM90 188V187H89ZM121 188H124V189H121ZM206 187H204V188H199V189H201V190H204ZM6 189H8V188H6ZM22 189H24V188H22ZM85 189H83L84 191H82V193L83 192H85L86 190ZM187 189V190H186ZM197 190H198V188H196ZM73 190V189H72ZM114 190V191H113ZM134 190H132V191H134ZM147 190V191H146ZM150 190V189H149ZM153 190V189H152ZM197 190H195V192L197 191ZM232 190V189H231ZM2 191V190H1ZM17 191H19L18 189H17ZM17 191L16 192H14V193H17ZM27 191V190H26ZM30 191V186H29V190H28V192ZM79 191V190H78ZM86 191V192H87ZM242 191V190H241ZM31 193H32V191H30ZM74 192V190L72 191V193ZM114 192V193H113ZM149 192H151V191H149ZM154 192V191H153ZM53 193V192H52ZM60 193V192H59ZM78 193V192H77ZM79 193H81L80 191H79ZM123 193H124V191H123ZM154 193H156V192H154ZM197 193V192H196ZM18 194H19V192H18ZM33 194V193H32ZM112 194V195H111ZM131 194H132V192H131ZM169 194H172L171 196L169 195ZM6 195V194H5ZM16 195V197H17V194H15ZM20 195H21V197L23 196L22 195V193H20ZM19 195V196H20ZM25 195V194H24ZM123 195V194H122ZM122 195H120V196H122ZM4 196V195H3ZM76 196V195H75ZM131 196H133V197H135L134 195H131ZM212 196H214V195H212ZM230 196V195H229ZM102 197V198H103ZM118 197V196H117ZM132 197V198H133ZM5 198V197H4ZM6 198H9V197H6ZM46 198V197H45ZM165 200H164V199ZM11 198H9L8 200H10ZM112 199H115V200H113V202L114 201H116V195H114L113 196V198ZM120 199V198H119ZM134 199V198H133ZM211 199H212V197H211ZM213 199H214V197H213ZM230 199V198H229ZM5 200V199H4ZM7 200V199H6ZM121 200V199H120ZM145 200H143V201H145ZM41 201H42V199H41ZM119 201V200H118ZM118 201H117V203H118ZM142 201V202H143ZM181 201V200H180ZM190 201V200H189ZM191 201H193V200H191ZM210 201V200H209ZM213 200H211V202H212ZM223 201V200H222ZM3 202V201H2ZM1 202V203H2ZM62 202V201H61ZM99 202V201H98ZM112 202V201H111ZM130 202H133V201H130V198L128 199V202H125L124 204H126L125 206H124V208L123 209H125V207L126 206H129L130 205ZM213 202H215V201H213ZM228 202V201H227ZM95 203V202H94ZM94 203L93 202H89L87 205H88V207L87 208H92L93 207V205H94ZM100 203V202H99ZM98 203V204H99ZM109 203H110V205H109ZM181 203V202H180ZM191 203V202H190ZM252 203V202H251ZM59 205L61 204V203H58ZM98 204H96V206L97 207H100V206H98ZM112 204V205H111ZM140 204V203H139ZM230 204V203H229ZM244 204V203H243ZM2 205H4V204H2ZM23 205V204H22ZM86 205V206H87ZM215 205V204H214ZM53 206V204H51V206H45L44 208H41L40 210H38V213H41V212H43V210L44 209H47V208H51ZM115 205H113L112 207H114ZM131 206V205H130ZM140 206V205H139ZM155 206H158L159 207V209H155L154 207ZM175 206V205H174ZM150 207H153L152 209L150 208ZM221 207V206H220ZM244 207V206H243ZM122 208V207H121ZM52 209H53V207H52ZM73 209V208H72ZM90 209H88V210H90ZM127 209V208H126ZM218 209V208H217ZM180 209H177V211H179ZM100 211V210H99ZM108 211V210H107ZM112 211V210H111ZM155 211V212H154ZM217 211V210H216ZM121 212V211H120ZM139 212V211H138ZM128 213V212H127ZM126 213V216L128 215ZM124 212H123V215L121 214V216H124ZM204 214V213H203ZM208 214V213H207ZM214 214H216V213H214ZM223 215V214H222ZM3 216H5V215H3ZM217 216H219V215H217ZM118 218H120V217H118ZM128 218V217H127ZM189 218V217H188ZM115 220H117V218H114ZM121 220H124V218H120ZM150 219H154L153 217H150ZM111 220V219H110ZM109 220V221H110ZM114 220V222H115V227L118 225V224H116V222L117 221H115ZM183 220V219H182ZM185 220H186V218H185ZM118 221H120V220H118ZM184 221V220H183ZM189 221V220H188ZM107 222V221H106ZM121 222V221H120ZM120 222H119V226H121L120 225ZM123 222V221H122ZM121 222V223H122ZM153 222H155V220L153 221ZM186 221H184V223H185ZM217 222V221H216ZM131 223V222H130ZM152 223V222H151ZM107 225H109V226H111V227H113L112 226V222H107L106 223ZM105 224V225H106ZM146 224H148V223H146ZM237 224V223H236ZM151 224L149 223L146 227H148V226H150ZM224 225H226V224H224ZM160 226V225H159ZM171 226V225H170ZM229 226V225H228ZM228 226H226V227H228ZM34 227H37V225H35ZM113 230V229H112ZM34 232V231H33ZM242 232H243V230H242ZM61 234V233H60ZM35 236V235H34ZM159 238V237H158ZM161 238V237H160ZM86 239V238H85ZM219 239L221 240V237L219 236V237H216L215 239L213 238V242H215V244H217V243H220L221 245H220V248L224 245L223 243H221V241H219ZM228 241V240H227ZM137 245V244H136ZM16 248V247H15ZM19 248V247H18ZM23 248V247H22ZM62 248V247H61ZM222 249V248H221ZM18 250V249H17ZM218 250H220V249H218ZM17 252V251H16ZM220 253H222V251H220ZM219 253V254H220ZM217 254V253H216ZM223 255V254H222ZM220 256V255H219ZM28 259V258H27ZM10 262H12V261H10ZM11 264V263H10Z\"/></svg>", "mask_w": 264, "mask_h": 264}, {"label": "water", "instance_id": "95a60500", "mask_svg": "<svg viewBox=\"0 0 264 264\" xmlns=\"http://www.w3.org/2000/svg\"><path fill=\"white\" fill-rule=\"evenodd\" d=\"M219 92H223V91H219ZM119 160H118V158H116V159H114V163H117Z\"/></svg>", "mask_w": 264, "mask_h": 264}]
</instances>
